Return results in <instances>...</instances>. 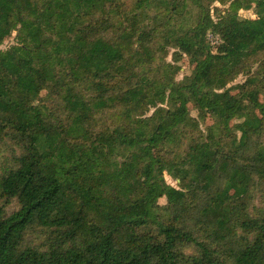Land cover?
<instances>
[{
  "label": "trees",
  "instance_id": "obj_1",
  "mask_svg": "<svg viewBox=\"0 0 264 264\" xmlns=\"http://www.w3.org/2000/svg\"><path fill=\"white\" fill-rule=\"evenodd\" d=\"M10 39L0 264H264V0H0Z\"/></svg>",
  "mask_w": 264,
  "mask_h": 264
},
{
  "label": "rangeland",
  "instance_id": "obj_2",
  "mask_svg": "<svg viewBox=\"0 0 264 264\" xmlns=\"http://www.w3.org/2000/svg\"><path fill=\"white\" fill-rule=\"evenodd\" d=\"M240 16L243 18H247V19H256L257 16L254 15L252 12H240ZM206 41L208 42V46L213 47L215 45L218 44V39L216 37H214L212 34H207L206 36ZM15 42V41H14ZM13 44V40H8L6 41L2 46H1V50H5L7 49L9 46H11ZM175 52H178V50H174V49H168V57H167V62L171 63L172 61V56ZM188 50H182L179 53L181 55H183V59L185 61L184 63V67L182 70L186 69L189 64H190V58L187 56ZM255 70V67L252 68L251 72H253ZM182 77L181 73H179L176 77V80H180ZM247 79V74H244L243 76H239L237 77V79L234 81L233 85L236 84H242L243 82H245ZM21 155V150L19 147H17L12 141H8V140H2L0 141V177L5 175L6 172L8 171L9 167H10V163L11 162V158L16 156V155ZM165 181L168 185L172 186V187H177V179L175 177L172 176H165ZM255 205H258V199L255 200L254 202ZM15 204H13V206H9L6 210V214H10L11 212H13L15 210Z\"/></svg>",
  "mask_w": 264,
  "mask_h": 264
}]
</instances>
